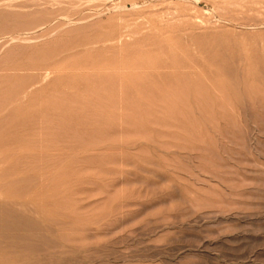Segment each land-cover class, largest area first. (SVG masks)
<instances>
[{
  "label": "rangeland",
  "instance_id": "1",
  "mask_svg": "<svg viewBox=\"0 0 264 264\" xmlns=\"http://www.w3.org/2000/svg\"><path fill=\"white\" fill-rule=\"evenodd\" d=\"M0 264H264V0H0Z\"/></svg>",
  "mask_w": 264,
  "mask_h": 264
},
{
  "label": "bare ground",
  "instance_id": "2",
  "mask_svg": "<svg viewBox=\"0 0 264 264\" xmlns=\"http://www.w3.org/2000/svg\"><path fill=\"white\" fill-rule=\"evenodd\" d=\"M20 214V213H19Z\"/></svg>",
  "mask_w": 264,
  "mask_h": 264
}]
</instances>
